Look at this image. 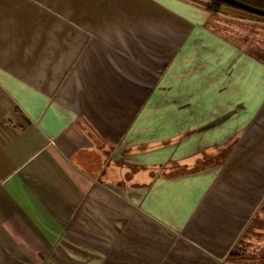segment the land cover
Here are the masks:
<instances>
[{"label":"crops","instance_id":"0c3cea01","mask_svg":"<svg viewBox=\"0 0 264 264\" xmlns=\"http://www.w3.org/2000/svg\"><path fill=\"white\" fill-rule=\"evenodd\" d=\"M263 205L264 17L0 0V264H221Z\"/></svg>","mask_w":264,"mask_h":264},{"label":"trees","instance_id":"16d2710c","mask_svg":"<svg viewBox=\"0 0 264 264\" xmlns=\"http://www.w3.org/2000/svg\"><path fill=\"white\" fill-rule=\"evenodd\" d=\"M192 1L203 8H205L212 15H216L220 12V8L223 6L232 7L238 9L236 7L230 6L218 0H189ZM245 2L249 5L264 9V0H239ZM221 264H264V255H247L242 254L240 252L231 251L225 259L221 262Z\"/></svg>","mask_w":264,"mask_h":264},{"label":"rangeland","instance_id":"374dc122","mask_svg":"<svg viewBox=\"0 0 264 264\" xmlns=\"http://www.w3.org/2000/svg\"><path fill=\"white\" fill-rule=\"evenodd\" d=\"M259 228L264 230V205L261 208L260 214L257 215L253 223L251 224V230L248 231L249 236H252L255 232L253 231L254 228ZM258 237L257 240H264V231L260 232L258 231V234H256ZM255 245H251L250 247H247L244 249V251H241L242 254L247 255H264V249L260 247H254Z\"/></svg>","mask_w":264,"mask_h":264},{"label":"water","instance_id":"95a60500","mask_svg":"<svg viewBox=\"0 0 264 264\" xmlns=\"http://www.w3.org/2000/svg\"><path fill=\"white\" fill-rule=\"evenodd\" d=\"M218 1L228 4L230 6L236 7L238 9L244 10L246 12L264 17V9L249 5L245 2H242L239 0H218Z\"/></svg>","mask_w":264,"mask_h":264}]
</instances>
